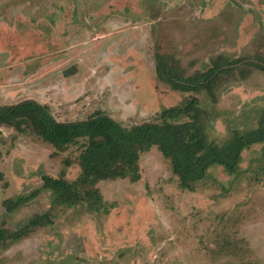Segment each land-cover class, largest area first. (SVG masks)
<instances>
[{
  "label": "rangeland",
  "instance_id": "rangeland-1",
  "mask_svg": "<svg viewBox=\"0 0 264 264\" xmlns=\"http://www.w3.org/2000/svg\"><path fill=\"white\" fill-rule=\"evenodd\" d=\"M157 54L186 75L219 58L262 68L240 65L213 101L158 80ZM262 69L264 0H0V105L36 100L61 122L103 112L131 128L195 96L221 145L264 117ZM83 145L58 150L0 128V229L19 230L46 212L53 219L0 247V264H264V144L243 153L237 173L215 167L193 191L154 147L141 154L138 182L97 185L109 214L55 206L43 187V176L79 178ZM36 191L6 210V200Z\"/></svg>",
  "mask_w": 264,
  "mask_h": 264
},
{
  "label": "trees",
  "instance_id": "trees-1",
  "mask_svg": "<svg viewBox=\"0 0 264 264\" xmlns=\"http://www.w3.org/2000/svg\"><path fill=\"white\" fill-rule=\"evenodd\" d=\"M240 65L262 68L258 63H246L242 59L219 58L208 70L186 75L173 58L157 54L156 76L174 91L206 93L216 101L217 89ZM206 119L201 102L195 96L182 105L163 110L156 120L131 128L124 127L103 112L86 120L61 122L54 117L49 106L32 99L11 106L0 105V128L6 126L20 133H32L58 150L83 141L79 178L70 182L65 173L59 178L43 176V187L52 193L55 206H84L89 213L98 214H109L113 206L104 202L97 185L118 179L138 182L141 179V154L154 147L170 161L181 188L193 191L215 167H222L230 175L237 173L243 153L254 145L264 144V117L258 128L245 132L235 130L221 145L210 140ZM37 195L38 191L8 199L5 201L6 210L12 213ZM52 223V214L46 212L35 215L19 230L0 229V247L22 240Z\"/></svg>",
  "mask_w": 264,
  "mask_h": 264
}]
</instances>
